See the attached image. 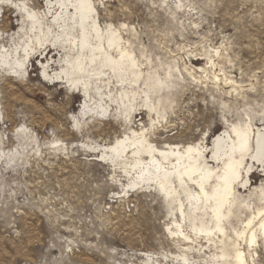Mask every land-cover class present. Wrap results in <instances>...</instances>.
I'll return each mask as SVG.
<instances>
[{
    "label": "rangeland",
    "instance_id": "rangeland-1",
    "mask_svg": "<svg viewBox=\"0 0 264 264\" xmlns=\"http://www.w3.org/2000/svg\"><path fill=\"white\" fill-rule=\"evenodd\" d=\"M93 1L102 27L126 26L123 37L129 36L143 72L161 76L169 66L179 81L161 122L141 105L130 114L81 115L79 94L41 76L40 60L54 55L48 48L26 61L24 77L0 70V264H143L145 253L176 264L165 256L194 243L178 245L166 230L161 197L152 187L128 186L120 167L96 162L95 147L149 126L158 148L204 137L209 149L226 121L250 117L255 130L264 129V0ZM36 2L44 7L45 0ZM17 24L15 13L0 10L5 34ZM261 170L256 164L249 174L251 188L264 185ZM254 250V263L264 264V245Z\"/></svg>",
    "mask_w": 264,
    "mask_h": 264
},
{
    "label": "bare ground",
    "instance_id": "bare-ground-1",
    "mask_svg": "<svg viewBox=\"0 0 264 264\" xmlns=\"http://www.w3.org/2000/svg\"><path fill=\"white\" fill-rule=\"evenodd\" d=\"M36 7V0H0V10L15 13L19 27L9 35L0 26V70L24 77L26 61L48 48L47 55L51 51L54 55L45 63L38 61L41 76L79 94L81 115L88 111L109 116L117 109L119 114H130L141 105L149 116L164 119L168 93L179 81L176 69L166 66L161 76L155 70L143 72L129 36L123 37L126 26L102 27L93 0H45L44 7ZM135 32L128 29L132 36ZM249 118L226 121L209 149L204 137L196 143L158 148L150 142V126L95 147L96 162L120 167L129 178L128 186L152 187L161 197L169 221L166 230L178 245L194 243L196 249L178 247L179 254L165 256L176 264H258L252 252L256 245H264V185L251 188L248 182L256 164L264 173V129L255 130ZM9 152L15 155L13 149ZM0 153L1 158L5 150ZM249 188L251 192L243 196L241 192ZM233 220L241 223L240 229L233 227ZM206 250V259L199 260ZM190 252L199 261L189 258ZM143 257V264H162L146 253Z\"/></svg>",
    "mask_w": 264,
    "mask_h": 264
}]
</instances>
